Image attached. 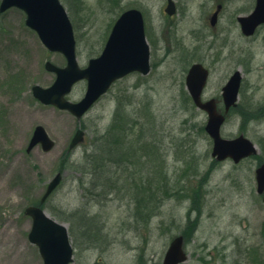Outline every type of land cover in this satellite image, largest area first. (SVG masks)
I'll return each instance as SVG.
<instances>
[{
    "label": "rangeland",
    "instance_id": "1",
    "mask_svg": "<svg viewBox=\"0 0 264 264\" xmlns=\"http://www.w3.org/2000/svg\"><path fill=\"white\" fill-rule=\"evenodd\" d=\"M62 1L71 6L68 0ZM83 1V11L70 7L77 25V57L81 66L100 54L115 12H120V5L110 8L109 2L101 6L100 0ZM165 1L121 2L122 7L137 6L145 13L147 34L153 42L152 70L148 75L129 74L113 84L82 118L87 140L73 149L68 159L64 158V151L78 127L76 117L69 111L42 103L32 92L34 84L47 87L55 79L56 74L45 68L46 60L63 66L65 57L46 48L38 34L25 24V14L20 9L12 7L0 13V264H43L38 247L28 239L32 221L24 211L30 202L40 199L48 181L60 170L63 180L48 199L47 212L65 222L69 229L71 222L66 218L75 210L98 214L104 226L103 230L97 229L103 237L100 245H93L96 243L79 231L72 232L76 249L73 264H136L139 254L147 264H158L172 237L181 233L188 223V212L197 222L186 245L189 259L183 264H264V202L256 192L255 180L259 159L264 160V25L251 39L242 37L238 28L234 29L237 45L233 48L222 47L220 37L212 46L214 29L209 26L206 41L199 42L202 51L191 57L186 52L188 40L175 50L172 31L177 26L179 33L186 35L188 30L200 29L198 15L208 12L215 0H180L181 7L188 5L189 14L194 12L189 18L176 21L178 24L167 20L163 13ZM247 2L232 1L222 13V21L226 22L235 10L248 14L252 6L246 5ZM238 48L251 52V63L244 64L246 54L237 52ZM201 57L211 70L205 98L219 97L228 77L235 69H241L239 105L231 111L222 134L234 137L244 132L258 145L259 159L252 157L239 164L227 159L212 165L213 142L202 130L207 114L197 108H187L184 100L187 93L183 91L187 69ZM11 75L20 78L5 84ZM85 88V80L78 82L69 99L79 100ZM119 100L130 111L136 105L148 111V119L142 112L144 118L135 126L142 129L146 121L150 124L157 156L164 157L167 166L170 188L177 182L174 187L180 190L200 189V212L191 207L190 195L181 197L180 191L172 198H165L156 212L158 216L148 225L138 226L133 221L129 224L133 202L122 196L135 194L132 190H121L125 182L118 185L121 197L115 200L101 201L100 194L91 198L89 186H83L92 182L91 175L81 173L86 161L84 154L91 151L95 135L110 122ZM131 123L126 122L129 142L139 135L138 128L133 129L135 122ZM38 124L45 127L55 146L44 151L37 145L27 152ZM152 180L156 185L165 180L161 179L160 169L153 172ZM98 200L100 205L96 204Z\"/></svg>",
    "mask_w": 264,
    "mask_h": 264
},
{
    "label": "water",
    "instance_id": "2",
    "mask_svg": "<svg viewBox=\"0 0 264 264\" xmlns=\"http://www.w3.org/2000/svg\"><path fill=\"white\" fill-rule=\"evenodd\" d=\"M13 5L26 11L27 24L38 31L49 49L61 51L67 58L66 67H58L51 62L46 63L49 70L57 73L53 85L48 88L39 85L33 87L35 96L45 103H53L60 108L69 109L80 119L117 78L134 70L143 73L150 70L144 19L138 9L127 10L119 17L101 55L90 59L87 67L80 68L75 51L73 28L59 0H3L1 10ZM172 6L170 0L167 7L170 13H173ZM263 21L264 0H258L253 14L243 19V29L246 33H252ZM207 74V69L201 64H194L188 73L187 83L195 103L208 112L209 118L205 128L214 141L212 155L217 160L231 157L235 162H239L244 157L256 154L258 152L256 145L244 134L234 138L222 137L221 127L226 119L225 115L217 110L214 99L207 102L201 100ZM83 78H86L88 83L85 96L78 102L67 100L65 95L71 91L76 81ZM240 81L241 74L236 71L223 88L226 113L236 104ZM84 139L85 131L77 130L71 140L70 148ZM38 143H41L46 151L55 145L42 125L35 128L27 150L30 151ZM61 179L62 173L58 172L49 182L41 202L46 200ZM256 179L257 191L263 194L264 163L256 169ZM25 212L33 219L29 240L39 247L44 264H70L74 260V249L67 226L49 216L40 206H28ZM187 258L184 237L179 235L171 241L162 264H179Z\"/></svg>",
    "mask_w": 264,
    "mask_h": 264
},
{
    "label": "trees",
    "instance_id": "3",
    "mask_svg": "<svg viewBox=\"0 0 264 264\" xmlns=\"http://www.w3.org/2000/svg\"><path fill=\"white\" fill-rule=\"evenodd\" d=\"M184 97H186V95ZM135 112L136 113H132V112L119 113V111L117 110L114 115L112 124H110V126L108 124L104 130L96 134L94 138L93 148L91 149L90 152H86L84 154L86 161H85V165L81 168V172L82 174H85V175L89 174L93 176L94 179L92 180L91 183L94 184L95 186L109 185L108 172H109V151L111 150L110 145L113 144V145L122 147L124 136H126V133H125L127 129L126 122L127 121L132 122V123L135 122L133 126L138 125V123L140 122L143 116L142 112H137V111ZM111 130L112 132H110ZM202 130H203V126H202ZM111 135L114 137V140L110 142L109 137ZM119 148L118 150H114V151L116 153L118 151L121 152ZM69 157H70V152L64 153V158L68 159ZM157 159L159 160V165H160L159 169L161 172V179H165V180L161 182L160 184L156 185L157 191L153 190L152 187L157 182L152 180V176L150 177L147 174L148 172L146 173L144 183L148 186L146 187L144 192H139V193L145 194V196H142L136 199L138 201L137 202V212H138L137 217H140V220L144 224L148 225L151 222V219L154 217L153 214L157 212L158 208L160 207L161 203L165 200V198L172 197L173 195L177 194L180 191H181L180 192L181 197L182 196L188 197L190 195V197L193 200L192 201L193 204L191 207L197 209L198 212H200V205L202 202V194H201L200 189L192 188V190H188V188H186L185 190L183 189L180 190L179 187H176V188L174 187V186H177L176 185L178 184L177 182L175 183V185H173L170 188V184L168 183V180H167V170L165 166L163 165L164 159L162 157L157 158ZM152 161L153 160L146 159L147 164L149 162L152 163ZM73 164L75 165V162H73ZM146 167L147 169H149L148 165H146ZM100 178H103L104 180H98ZM158 192H161L162 194L160 198L158 197ZM91 193H94V191H91ZM95 193H98V192H95ZM105 194H109V190L105 191ZM71 216H73V218H77L79 215L76 216L75 212H73ZM188 218L189 220H188V223L184 227L183 233L186 235L187 238H190L193 235L197 220H192L190 218L189 212H188ZM80 220L82 223H86L87 221V219H84V217L82 216L80 217ZM139 261L140 262L142 261V256L139 257Z\"/></svg>",
    "mask_w": 264,
    "mask_h": 264
},
{
    "label": "flooded vegetation",
    "instance_id": "4",
    "mask_svg": "<svg viewBox=\"0 0 264 264\" xmlns=\"http://www.w3.org/2000/svg\"><path fill=\"white\" fill-rule=\"evenodd\" d=\"M71 1L73 2L75 8L77 9L79 2L77 0H71ZM232 1H234V0H215L214 5H216V6L220 5L222 7L215 25H211V22H210L211 13H213V11H212L211 13L209 12L205 16L203 14L198 16V22L202 23L201 28L200 29L197 28L196 30L195 29L188 30L186 35H181L178 31L177 26H176V28L173 29V31H172V43L174 44L175 50H178L179 46L185 44L186 40H188L189 43L186 46V52L191 53V54H189V56H191V57L197 56L202 51V48H203L199 42L206 41V29L209 26H211L214 29V30H212V35L215 38V40L212 39V41H211L212 46L215 45L216 39L218 37H220V40H218V41H221L220 45L222 47L233 48L234 46H236L237 44L234 41V29H236V28L239 29L242 37H244L246 39H251V36L245 35L241 30V24L239 22V20H240L239 16L242 14H240L238 12V10H235L234 12H232L230 17L228 19H226V22L222 21V19H223L222 13L228 9V6H229V4H231ZM176 3H177V10L179 13L177 15V17H178V16H180L181 13H185V10L180 8L179 0H176ZM246 5H250V6H252V8H254L255 0H248ZM185 17L189 18L187 13L185 14ZM173 19H172L173 24H178V22L174 21ZM184 19L185 18H180L179 21L181 22ZM192 20L194 21V23L197 22L195 18H193ZM222 24H223V26H222ZM224 24H227V26H224ZM218 27L220 28V31H215L218 29ZM237 52H239V53L244 52V54H246V59L252 58L251 52L248 50L246 51L243 48H238ZM200 59H201L200 61H202V62L204 61L203 57H201ZM240 63L242 64V62H240Z\"/></svg>",
    "mask_w": 264,
    "mask_h": 264
}]
</instances>
